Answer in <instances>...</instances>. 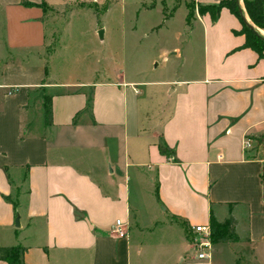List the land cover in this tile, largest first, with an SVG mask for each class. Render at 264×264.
<instances>
[{"label":"crops","instance_id":"obj_1","mask_svg":"<svg viewBox=\"0 0 264 264\" xmlns=\"http://www.w3.org/2000/svg\"><path fill=\"white\" fill-rule=\"evenodd\" d=\"M67 1L99 2L0 0V246H24L26 264H264V58L240 20L193 10L177 77L63 75L54 10ZM210 215L232 216L237 237L196 258L190 226Z\"/></svg>","mask_w":264,"mask_h":264},{"label":"rangeland","instance_id":"obj_2","mask_svg":"<svg viewBox=\"0 0 264 264\" xmlns=\"http://www.w3.org/2000/svg\"><path fill=\"white\" fill-rule=\"evenodd\" d=\"M154 1H157L155 6L144 9L146 4ZM165 1L111 0L107 8V0H99L98 3L67 1L60 4L54 10L63 17L54 36L61 43L57 47L55 61L62 60L57 65L64 67L63 75L76 76L96 68L101 71L125 70L147 80L179 76L186 69L182 57L185 50L183 40L188 33L185 21L190 17L185 16L183 5L173 12V5L182 0ZM184 2L196 11L198 4L195 1ZM164 6L166 9H163ZM171 12L172 16L164 18L165 14ZM245 16L252 24L246 12ZM96 23L105 32L103 40L94 33ZM257 28L264 31V28ZM197 34L198 29H194L190 37L198 39ZM55 38L52 44H55ZM175 46L180 47V54L175 52ZM195 64L198 65L197 62ZM158 101L160 96L153 95L151 103ZM5 263V260H0V264Z\"/></svg>","mask_w":264,"mask_h":264},{"label":"trees","instance_id":"obj_3","mask_svg":"<svg viewBox=\"0 0 264 264\" xmlns=\"http://www.w3.org/2000/svg\"><path fill=\"white\" fill-rule=\"evenodd\" d=\"M106 8L109 6L111 0H107ZM243 7L249 19L252 21L253 27L246 25L242 19V10L238 0H219L215 4H198L196 11L203 13L208 11L212 19L217 16L218 10L221 6H226L241 22L240 32L244 34V46L252 48L258 56L264 58V38L261 36L256 27L264 28V0H241ZM175 6L173 7V9ZM97 10V8H95ZM98 11V10H97ZM193 12V7L188 6L186 17H190ZM170 14H165L169 17ZM47 71V66H46ZM44 120L46 123L52 121L51 100L49 95H45L43 99ZM162 150L167 151L165 145H160ZM262 179H264V163L262 165ZM264 192V189H263ZM234 218L228 216L227 218L217 221L212 215L209 216L210 225V240L215 242L218 240H234L236 233L234 231ZM25 247L21 245L0 246V260H5V264H26L24 261Z\"/></svg>","mask_w":264,"mask_h":264},{"label":"built area","instance_id":"obj_4","mask_svg":"<svg viewBox=\"0 0 264 264\" xmlns=\"http://www.w3.org/2000/svg\"><path fill=\"white\" fill-rule=\"evenodd\" d=\"M242 148L246 149L251 146V140L248 137H243L241 142ZM118 235H124L126 233L121 220L118 218L115 221V225L112 228ZM190 246L193 249L196 258H205L209 256V249L211 246L210 240V225L209 223H198L190 226Z\"/></svg>","mask_w":264,"mask_h":264},{"label":"water","instance_id":"obj_5","mask_svg":"<svg viewBox=\"0 0 264 264\" xmlns=\"http://www.w3.org/2000/svg\"><path fill=\"white\" fill-rule=\"evenodd\" d=\"M242 15V19L244 20V22L246 23V25H248L249 27H253V24H251L248 20H246L243 16V13H241ZM256 29L259 31V29L256 27ZM259 33L261 34V36L264 38V34H262L260 31ZM15 224L18 226L19 225V219L18 216H16L15 218Z\"/></svg>","mask_w":264,"mask_h":264},{"label":"bare ground","instance_id":"obj_6","mask_svg":"<svg viewBox=\"0 0 264 264\" xmlns=\"http://www.w3.org/2000/svg\"><path fill=\"white\" fill-rule=\"evenodd\" d=\"M259 31H260L262 34H264V31H263V30L259 29Z\"/></svg>","mask_w":264,"mask_h":264}]
</instances>
